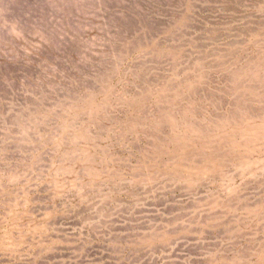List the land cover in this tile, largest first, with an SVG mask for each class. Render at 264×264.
<instances>
[{
	"label": "rangeland",
	"instance_id": "1",
	"mask_svg": "<svg viewBox=\"0 0 264 264\" xmlns=\"http://www.w3.org/2000/svg\"><path fill=\"white\" fill-rule=\"evenodd\" d=\"M0 264H264V0H0Z\"/></svg>",
	"mask_w": 264,
	"mask_h": 264
}]
</instances>
